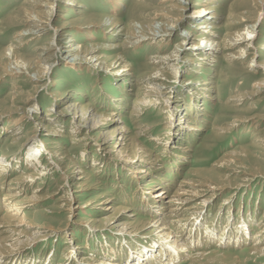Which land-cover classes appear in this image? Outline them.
<instances>
[{
	"label": "rangeland",
	"instance_id": "obj_1",
	"mask_svg": "<svg viewBox=\"0 0 264 264\" xmlns=\"http://www.w3.org/2000/svg\"><path fill=\"white\" fill-rule=\"evenodd\" d=\"M81 1L87 5L86 9H71L68 12L66 0H57V9L51 18L52 27L50 26L48 34L44 35L39 42H32L21 47L19 46L21 45L20 40H18L19 34L30 27L25 20L28 19L27 10L38 11L39 8L34 6L35 1L32 3L30 0H0V163H3L6 160L3 157L7 156L10 165L17 163L16 166L5 170L0 166V202L5 199V193L8 190L6 188L9 186L10 180L22 172L29 171L31 164L29 161L26 162L25 158L28 149L32 148L28 143L33 136L31 133L35 134L39 129L42 134H47L48 130L45 129V124L48 123H52L54 126L52 132L55 133V130L58 129L62 133L56 136L52 135L58 138L56 141L60 145V148H53V145L50 144L53 155L40 152L31 160L36 161L40 166L50 162L56 164L58 162L59 165H62L60 173L37 172V177L29 183L32 190L37 189L35 192L43 199L37 201L36 207L28 208V212L35 210L39 212V220L46 224V231L33 241L15 245L19 249L22 248V252L19 255H13V259H20L17 264L28 263L31 259L33 260L32 264H43L44 260L51 261L52 264H67L71 261L70 254L76 249L78 251L74 263L103 264L106 263V259L103 257L105 249L103 245L107 248H110L107 245L110 243L117 245L118 241L111 242V240H116L114 238L127 239L123 242L138 244H148L154 241L157 233L155 227L143 222L153 218V214L150 210H145L146 205L136 197L139 188L136 182H131L132 176L129 170L139 163L129 161L127 153L119 152L112 147L114 143L102 144L101 138L104 137L102 133L110 132L113 129L117 123L113 119L118 118L117 114H120L123 123L129 127L132 136L139 143L137 145H140L135 146V143H131L130 149L134 150L135 147L137 150L138 147L143 146L146 151L148 150L151 158L154 159L158 156L159 164L156 168L160 169H154V174H157L158 171L161 179H155L153 191H158L166 183L171 182V192L165 197L166 201L175 192V188L179 186L182 178L204 176L209 181L211 180L208 183H213L220 188L213 190L215 194L209 200L207 198L213 192L209 188L197 197L196 204H204L201 207L204 210L202 214L204 223L201 227L203 236H207L205 228L212 226L216 220L219 226L215 232L225 236L227 233L224 234L222 231L226 228L227 218H234V222L237 223L241 216H245L254 218L250 235L252 237V234L259 230L261 222L264 221L262 218L264 216V149L256 139L257 135L264 138V99L260 94L251 95L254 93V84L262 76L260 77L261 74L253 66L248 67V65L250 60L255 59L264 66V9L260 14L259 10H253L250 22H243L244 24L220 30L219 37L222 41L227 38L228 33L244 29L245 24H252L257 20L256 31L253 34V46L249 50L251 54L243 59H237L235 62L228 61V56L230 54L238 55L242 47H246V44L239 45L234 49H224V52L215 54L213 63H209V60H207L208 62L198 60V57L202 55L200 50L192 52H189V49L179 50L176 45L183 39L181 33L184 29H189L192 32V41L195 36L200 35L199 29L196 30L186 23H181L174 29L176 37L167 45L158 47L157 44L151 43L119 52L104 49L102 51H105L107 58L103 61L62 62L59 60V56H64L66 53L63 50L68 48L63 47L58 55L56 53L52 56L54 66L51 73L48 76H43V79L36 81L31 79L34 70L36 71L40 67L37 62L42 51L37 49V46L49 44L53 27L69 30L62 39L64 46L67 44L65 42L68 41L69 34L74 39V47L79 44L90 46L96 43L111 46L115 42H122L125 35L117 36L111 26L103 23V20L106 22L108 16L116 15L123 21L122 26H125L133 22L137 23V19L150 21L161 12H168L167 14L170 15L175 13V11L169 12L170 2L166 4L163 0H124V6L116 13L111 11V4L108 0ZM196 1L198 0H190L185 3L187 13H193L195 9H198ZM203 1H205L204 4H213V1L210 0V2ZM234 1L220 0L218 2L219 7L216 9L222 18L217 22H223V25L227 24ZM208 4L206 6H209ZM241 12L243 9L238 14L240 15ZM63 14L66 17H63ZM203 35L201 38L205 37ZM247 37L249 36L247 35ZM227 39L233 40L231 37ZM196 41L201 42V40ZM12 45L23 61L28 63L34 61L29 63L31 67L33 66L32 68L24 70V73L5 72L6 62L10 61L6 49ZM187 46L188 43L185 48ZM119 53H124V57L120 60L115 58ZM170 54H173V59L168 62L170 67L168 66L165 75L158 79L170 94V96L169 94L164 96V100L168 99L165 103L164 113L161 114V109L147 107L148 109L145 108V112L143 111L142 115L137 117L132 112L135 102L145 96L144 86L152 82L158 75L154 71L155 68H158L154 61L160 59L151 57ZM187 57L191 61H185ZM34 63H37V66ZM199 69L203 73L198 74ZM125 75L129 76L123 85L124 95L127 93V96L124 97L125 105L121 107L115 102L123 97L120 85L123 84ZM206 79L212 82L211 95L214 98L208 102L204 95H201L200 98L197 96L198 105L194 106L193 102L197 97L191 96V92L196 87H207L208 85L203 84ZM187 81L191 82L187 84ZM141 92L143 95L139 97ZM205 92L202 89L199 95L205 94ZM240 93L244 98L231 99L235 95L241 96ZM77 100L82 103L91 101L93 103L91 107L96 113L115 114L112 115L114 118L109 117V119L103 120L101 122L103 124L95 131H89L79 123V116L75 117L68 111L67 103ZM176 107L180 113L182 109H185L182 114L184 117L176 114ZM34 110L36 111L34 112ZM195 110V114L197 113L196 115L200 117L191 120L200 121L199 129L190 131L191 124H187V120H190L192 111ZM79 115L81 114L79 113ZM177 122H180L179 126L186 124L181 130L184 135L181 134L174 143H170V134H173L172 129ZM143 126L148 127L145 134L140 131ZM220 128H224V130ZM46 136L42 135L40 138L45 139ZM75 137L78 141L74 140ZM179 147L188 149L184 152ZM244 148L250 150L253 160L249 161L241 157V151ZM139 151L138 153H140ZM179 152L184 153L185 157L178 158ZM196 170H200V173H192ZM75 172L77 176L83 177L79 182L87 184L81 191H77V184L72 181V185H69L68 179H65ZM69 192H72V195ZM99 194H109V197H112L114 201L97 205ZM147 197L151 198V194ZM148 201L150 202L151 199ZM118 204L130 206L138 214L137 218L142 220L135 227L127 229L130 232L129 237L117 235L120 225L107 224L104 220L105 213L108 212L106 207L109 205L118 207ZM4 213L5 208L0 206V220ZM228 213L230 214L228 215ZM184 228L183 233L186 234L190 227L185 225ZM193 229H196V226ZM49 233H53V235L46 237V234ZM221 241L204 240L198 246L192 245L190 249L192 254L205 253L206 251V253H212L210 257L192 264H264V252L251 251L252 246L249 243L235 244L233 242L225 245L220 243ZM248 242L250 241L248 240ZM12 254L9 249L6 253L7 258ZM174 264H191V262L185 258V255H181L180 258L174 260Z\"/></svg>",
	"mask_w": 264,
	"mask_h": 264
},
{
	"label": "bare ground",
	"instance_id": "obj_2",
	"mask_svg": "<svg viewBox=\"0 0 264 264\" xmlns=\"http://www.w3.org/2000/svg\"><path fill=\"white\" fill-rule=\"evenodd\" d=\"M30 1H32V3L35 1L36 3L34 6L38 7L39 9L38 11L27 10L28 19L25 20L30 27L24 31H21L19 34L20 38L18 37L19 38L18 40H20L21 45L19 44L18 45L21 47L24 45H29L32 42L34 43L39 42L44 37V35L48 34L49 28L51 26V20H52L51 18L54 15V11L57 9V0H30ZM108 1L111 4V11L113 13L119 12L124 6V0H108ZM210 1H213V4L210 3L211 5H209L207 3L209 6H206L207 4L206 3L204 4L205 1L203 0L196 1L195 3L198 9H195L193 13H187L185 11L186 9L185 3L190 2V0H184L183 2L182 1L180 2V0H163V2L166 4L170 2L168 6L169 12L171 13L172 11H175V13L170 15L167 14L168 12L167 13L161 12L158 13L157 16L150 21H139V19H137L138 20L137 23L133 22L132 24L130 23L125 26H122L123 21L119 17H116V15L108 16L106 22H104L103 20V23H105V25L111 26L113 28L112 31L114 30V33L117 34V36L122 34L125 35L122 42H115L111 46L94 42L96 44L93 45L91 44L90 46H84L82 44H79L76 47H74L75 46L73 42L74 39L72 38L71 34L68 35L69 39L67 42H65L67 43L66 46H64L63 45L64 42L62 43V39L63 36L66 35L69 30H66V28L53 27V30L51 31L52 36L50 34V39H49L50 42L49 44H47L48 46L47 45L37 46L38 47L37 49H40V51H42V53L39 54L41 56L37 62L39 64L38 66L40 67H38V70L36 71L34 70V75L32 73L31 79L36 81L39 79H43V76H48L53 70V66H54V63H52L53 60L52 56H54L56 53L58 55V53L62 51L63 47H68V48L67 50H63V52L66 53L64 56L61 57L59 56V60H61L62 62L82 63L84 61L86 62V60L89 62L94 60L103 61L107 58L105 51H102L104 49H107L108 51L119 52L120 50H126L129 48L134 49L143 46L145 44H151V43L157 44L158 47L167 45L174 37H176L174 36L175 35L174 29L176 25L181 23H186L190 25L191 28L194 27L196 28V30L197 29L200 30L199 31L200 35L195 36V38H193L192 41V37H191L192 32L189 29H184L183 32L181 33L183 39L179 41V43L176 45L177 48L181 51L186 49H189L188 50L189 52L195 50L202 51L200 52L202 53V55L198 57V60H203V61L209 60V63H213V61H215L214 59L215 54L224 52V49H234L235 47H238L239 45L242 44H246V47H242L241 51L239 52L236 51L239 53L238 55L230 54L228 56L229 58H227L228 61L235 62V60L237 59L240 58L243 59L249 56V54H251L249 53V50L253 46L252 45L253 37H254L253 34L256 31L255 27L257 20L254 21L255 24L254 23L245 24L246 27L244 29H240L234 33L231 32L226 35L227 38L231 37L233 40H228L227 38H224L222 41H220V37H219L220 30H222L225 27L229 28V27L241 25L243 22L245 23L250 22V19H252L251 12L253 10H257V11L259 10L258 13L260 14L261 10L264 9V0H235L231 6L230 16L228 18L229 20L226 25H223V22H219V21L217 22L218 19L222 18L216 9L217 7H219L218 2L220 0H210ZM65 4L67 6L66 8L68 12L71 9L81 10L82 8L84 9L87 8V5L84 4V2L81 0H66ZM241 9H243V12H241V14L239 15L238 12ZM63 17H66V15L63 14ZM224 19L226 20V18ZM203 34L205 35V37L201 38L202 37L201 35ZM247 35L249 37L246 38ZM196 40H201V42L200 41L197 42ZM187 43L188 46L185 48V45ZM51 51H53L54 53L53 52L50 53ZM226 53L227 52H225V54ZM6 54L8 55V58L10 60L6 62V69L4 68L5 72L7 73H12V74L24 73V70L26 69L28 70L29 68L33 67V66L31 67L29 63H33L34 61L28 63L23 61L21 58H19L20 56H18L17 52L15 51V47L13 45L6 49ZM123 57H124V53H119L115 56V58H119L118 60L122 59ZM172 57L173 54L166 56L154 55L151 57V58L160 59L154 61V63H156V66L158 67L155 68L154 71L158 75L157 78L155 79L153 78L154 80H152V82L144 86L145 96L142 98L140 97L141 95H143L142 92L139 94L140 99L136 100L134 105L135 106L134 110L132 111L133 113H135L137 117H140V115H142L143 111L147 107L148 108L155 107L161 109L162 111V112L160 111L161 114L164 113L166 107L165 103L168 101V99L164 100V96L169 93H167L166 89L164 88V84L158 81V79H160V77L165 75V70L167 69L168 66L170 67V64L168 62L169 60L173 59ZM185 61L189 62L191 61V59L187 57L185 58ZM171 66L174 65L171 64ZM251 66H253V68L258 73L261 74L260 77L262 76L254 84V93H252L251 95L260 94L264 99V66H262L261 63L255 61V59L250 60V64L248 65V67ZM200 69L197 72L198 74L203 73ZM127 77L129 76L128 75L124 76L123 78L124 80L122 82L123 84L120 85L122 89L121 91L123 97L122 98L120 97L116 101L117 103L115 102L116 105L119 104L121 107L125 105L126 99H124V97L127 96L126 95L127 93L124 95L125 92L123 89L124 88L123 85L125 84ZM190 82L191 81H187L186 83L189 84ZM211 83L212 82L206 79L205 81H203V84L208 86L205 88L196 87L191 92V96H196V97L198 96L200 98L201 95H204L205 100L210 102L212 98H214V96L211 95V91H212ZM200 89L201 90L204 89L206 91L205 94L199 95L201 91ZM240 95L241 96L235 95L231 99H241V97H243V94L240 93ZM198 97L197 99L195 98L193 102L194 106L198 105L197 104ZM192 99H194V97H192ZM92 105L93 103L91 101L82 103L79 100L69 101L67 103V108L69 109L68 111L72 113L73 116L75 117L79 116L81 118V119L79 118V123L83 124V126H85L89 131H93V130L95 131L97 127L103 124L101 123L103 120H107L109 119V117L111 118L112 115H115V114H105V113L102 114L98 112L96 113L93 107H91ZM36 108H38L37 105ZM175 110H176L175 111L176 114H179L181 117H184L182 114L185 111V109H182L181 113L177 107L175 108ZM196 110L192 111L191 117L189 118L190 120H187V124L189 125L191 124L189 127L190 131H195L199 129L198 123L200 121L197 120L195 122L191 120L192 118H195L196 120L200 117L199 115H196L197 113L195 114ZM35 111L36 110H34V112ZM79 113L81 115H79ZM117 116L118 118L115 117L116 119L112 117L114 118L113 120L117 122L113 127V129H111L110 132L107 131L106 133L105 131L104 133H102V135L104 136L103 138H101L102 144L107 145L110 142L114 143L112 147L116 148V150H118L119 152L127 153V159L129 161L131 162L135 161V163L136 162L139 163L129 170L132 176L131 182L134 181L133 183L135 182L137 183L139 189L137 190L138 193H136L137 194L136 197L142 200L144 205H146L145 210H150L151 213L153 214L152 215L153 218H149L148 220H145L143 222H145V224L154 226L157 233L154 241L148 244L123 242V241H127V239L114 238L116 240H111V242L118 241L117 245L114 243L112 244L106 243L107 245H109L110 248H107V246L103 245V247L105 248L103 250V257L106 259V263L103 264H174V260L176 258H180L181 255H185V258H187L188 261L190 260L192 264L195 262H199L201 261V259L210 257V255H212L211 252L206 253L207 251L205 253L203 252L200 254L191 253L190 249L192 248V245L198 246L204 240H208V241L222 240L220 243H224L225 245L226 243L228 244L233 242H235V244H238L240 242L241 243L243 242L245 244L249 243L252 246V248H250L251 251L256 253L264 252V221L261 222V226L259 227V230L256 231L255 234H252V237H250L252 233L251 226L254 222L253 217L246 218L245 216H241L237 223L234 222V218L233 219L232 218L230 219V217L227 218L226 228H224V230L222 229L223 230L222 232H224V234L227 233V235L225 236L223 234L218 235L215 232L216 229L218 230L217 226H219L216 220L215 221L216 223L212 224V226L207 225L208 227L205 228L206 229L205 234H207V236L206 237L203 236L204 233L201 232L202 231L201 227L204 223L202 220L203 218L202 214L204 210L201 207H203L204 204H200V205L196 204V200L198 199L197 197H199V195L207 188L211 189L212 191L220 188L219 186L213 183H208L211 182V180L209 181L204 176L199 175V178H194V177L182 178V180L179 183V186L175 188V192L172 195H170L166 201H165V197L171 192L170 191L171 182L166 183L165 186H162L160 190L153 191L154 189L153 184L155 182V179L156 178L161 179L159 177L158 171L157 174H154L155 170L160 169V168H156V166L159 164L157 162L158 156H156V158L154 159L151 158V156H149L148 154V150L146 151V149L143 146L138 147L137 150L135 149L134 146H133L134 150L130 149L131 143L133 144L135 143L136 146L138 142H136V138L132 136L129 127L123 123L120 114H117ZM32 117L35 116L32 115ZM21 119L23 120V118ZM179 123L180 122H177L174 125V128L172 129L173 134H170L171 135L170 138L168 137L170 139V143H174V141L177 138H180V135L183 134L181 130H183L182 128L186 124L185 125L182 124L181 126H179ZM45 125H46L45 129L48 130V131L46 130L47 134H42L41 132H39L40 130L37 129L36 130L37 132L35 134L31 133L33 136L28 141V143H30L32 147L28 149L27 157L25 158L26 162L29 161V164H31L29 171L22 172L19 176L10 180L9 186L6 188L8 190L5 193L6 194L5 199L0 202L1 203L0 206L5 208V213L2 215L0 220V264H17V261L18 260L20 261V259H13V258L14 256L19 255L22 252V248L19 249V247L17 248L16 246L18 244L25 243L26 241L27 242L33 241L38 237H40L41 235H43V233L46 231L45 230L46 224L40 222L39 220L40 219L39 212L37 210L33 212H28V208L33 206L36 207L37 201L43 199L42 196H40L37 192H35L37 189L32 190L31 186L29 185L30 181H32L35 177H37L38 173H42L43 171H45L54 174V173H58L60 171V168L62 167V165H59L58 162L57 164L55 162H50L43 166H40L39 163H36L35 160H34L35 162L31 161L32 158L38 156L39 155L38 153L40 152L51 154L52 153L51 152L52 149H50L52 148L51 145H53V148H58V147L60 148L59 143L56 141L58 140V138L53 136L60 135L61 132H59L58 129L55 130V133L52 132L54 130V126L52 125V123H48ZM42 128H44V126H42ZM220 129L224 130V128L223 129L220 128ZM140 131L141 133L145 134L148 131V127L143 126L140 128ZM42 135H47V136L45 139H41L40 136ZM76 139L77 138L75 137L74 140L78 141ZM256 139L257 141L260 142V145L264 149V138H260L259 135H257ZM179 148L184 152H186L188 149L187 147H179ZM138 150H140L139 151L140 153H138ZM149 153L152 154V152ZM179 153L181 155L177 154L178 158L185 157L184 153L181 152ZM241 157L244 158L245 160H249V161L253 160L250 150L246 148H244L241 151ZM3 159H6L3 163H0L1 164L0 166H2L3 170L16 166L17 164L16 163L15 165H10L8 156L6 158L3 157ZM156 162L157 164L154 165ZM192 173L199 174L200 170L198 171L196 170ZM65 179H68L69 185H72L71 184L72 181L75 184H77V188H76L77 191L83 190L85 188V185H87L85 182L82 181L79 182V180L83 179V177L77 176L76 172L75 174H71L67 176V178ZM74 183L73 185H75ZM1 187H3V184H1ZM214 192L215 191L212 192V194L209 196V198H207V200H209L215 194ZM69 194L72 195V192H69ZM150 194H151V198L150 197L148 198L147 195ZM148 199H151V201L149 202ZM108 201H114L112 200V197H109V194H99L97 196V205H103ZM106 209L108 210V212L105 213L106 217L104 218V220H106L107 224L117 225V226L120 225L117 235L121 237H129L130 232L127 229L129 227H135L137 223L142 221L140 218H137L138 214L130 206L118 204V207L116 206L114 207V205L112 206L109 205L106 207ZM109 211H111V213H109ZM229 214L230 213H228V215ZM262 218H264V216ZM185 225L190 227V229L188 228L186 234L183 233L185 229L184 228ZM176 226H178V228H176ZM195 226L196 229H193L195 228ZM47 235H53V233L46 234V237ZM248 240L250 242H248ZM16 248L19 250H17ZM9 249H11V254L13 253L12 256L13 255L14 256L7 258L6 253L7 251H9ZM14 249H16L17 251ZM77 251L78 250L76 249L72 251L69 258L71 259V261L67 264H77L74 263V259L75 257H77ZM27 259L29 260L30 258ZM109 260H111V262H109ZM31 261L33 260L31 259ZM31 261L28 263L26 262L25 264H32L33 262ZM43 264H52V263L51 261L46 262L44 260Z\"/></svg>",
	"mask_w": 264,
	"mask_h": 264
}]
</instances>
